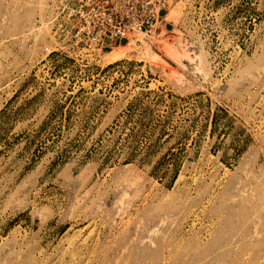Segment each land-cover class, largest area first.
Masks as SVG:
<instances>
[{"label":"rangeland","instance_id":"1","mask_svg":"<svg viewBox=\"0 0 264 264\" xmlns=\"http://www.w3.org/2000/svg\"><path fill=\"white\" fill-rule=\"evenodd\" d=\"M50 2L0 0V264H264V0L94 51Z\"/></svg>","mask_w":264,"mask_h":264},{"label":"built area","instance_id":"2","mask_svg":"<svg viewBox=\"0 0 264 264\" xmlns=\"http://www.w3.org/2000/svg\"><path fill=\"white\" fill-rule=\"evenodd\" d=\"M167 6L168 0H53L49 25L60 43L102 50L136 34L150 37Z\"/></svg>","mask_w":264,"mask_h":264},{"label":"water","instance_id":"3","mask_svg":"<svg viewBox=\"0 0 264 264\" xmlns=\"http://www.w3.org/2000/svg\"><path fill=\"white\" fill-rule=\"evenodd\" d=\"M126 43V41L125 40H122L121 42H120V44H125Z\"/></svg>","mask_w":264,"mask_h":264}]
</instances>
